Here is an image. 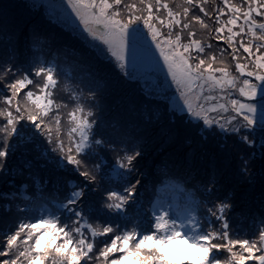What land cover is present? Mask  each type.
I'll use <instances>...</instances> for the list:
<instances>
[{"label": "snow or ice", "instance_id": "obj_1", "mask_svg": "<svg viewBox=\"0 0 264 264\" xmlns=\"http://www.w3.org/2000/svg\"><path fill=\"white\" fill-rule=\"evenodd\" d=\"M0 264H264V0H0Z\"/></svg>", "mask_w": 264, "mask_h": 264}, {"label": "trees", "instance_id": "obj_2", "mask_svg": "<svg viewBox=\"0 0 264 264\" xmlns=\"http://www.w3.org/2000/svg\"><path fill=\"white\" fill-rule=\"evenodd\" d=\"M178 2H179V0H178ZM61 67H62L63 72H67V73L71 72V71H72L71 60H70V59H69L68 61H64V60H62V61H61ZM64 74H65V75H68V74H66V73H64ZM70 82H71V81L69 80V83H70ZM61 94H64V93L61 92ZM245 231H246V229L242 228V229H241V234H243Z\"/></svg>", "mask_w": 264, "mask_h": 264}, {"label": "rangeland", "instance_id": "obj_3", "mask_svg": "<svg viewBox=\"0 0 264 264\" xmlns=\"http://www.w3.org/2000/svg\"><path fill=\"white\" fill-rule=\"evenodd\" d=\"M64 73L68 74L67 72H64ZM65 76H67V75H65ZM193 257H195V253L194 252H193Z\"/></svg>", "mask_w": 264, "mask_h": 264}]
</instances>
